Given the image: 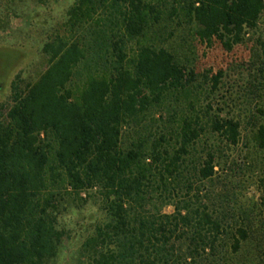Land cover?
<instances>
[{"label":"trees","instance_id":"16d2710c","mask_svg":"<svg viewBox=\"0 0 264 264\" xmlns=\"http://www.w3.org/2000/svg\"><path fill=\"white\" fill-rule=\"evenodd\" d=\"M263 10L73 0L62 33L41 44L43 69L16 74L0 105V264H56L64 215L89 202L98 216L79 264H264V215L219 176L240 123L200 100L191 57L197 44L231 51ZM253 140L264 153V124ZM257 183L264 207V172Z\"/></svg>","mask_w":264,"mask_h":264},{"label":"rangeland","instance_id":"374dc122","mask_svg":"<svg viewBox=\"0 0 264 264\" xmlns=\"http://www.w3.org/2000/svg\"><path fill=\"white\" fill-rule=\"evenodd\" d=\"M72 1L0 0V105H8L10 84L16 74L31 78L43 69L41 44L62 33L65 11ZM258 40H264V10L256 30L231 51L197 44L191 57L196 79L204 89L200 100L209 103L220 117H232L240 123V143L226 152V170L219 176H227L241 186L238 205H256L257 212L264 215L257 187L264 172V153L255 150L253 140L258 125L264 124V60ZM215 77L217 83L213 88ZM171 211V207L164 208L166 213ZM97 216V207L91 202L64 215L62 222L70 239L56 264H79L77 251Z\"/></svg>","mask_w":264,"mask_h":264}]
</instances>
